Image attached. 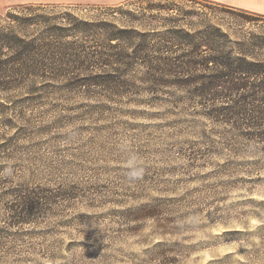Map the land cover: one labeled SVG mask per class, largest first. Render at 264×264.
Returning a JSON list of instances; mask_svg holds the SVG:
<instances>
[{"label": "rangeland", "instance_id": "obj_1", "mask_svg": "<svg viewBox=\"0 0 264 264\" xmlns=\"http://www.w3.org/2000/svg\"><path fill=\"white\" fill-rule=\"evenodd\" d=\"M72 6L47 12L107 18ZM10 8L0 25L7 11L24 15ZM51 87L0 94V264H264L259 150L229 147L222 128H194L145 94ZM131 156L142 179L128 178ZM35 194L42 211L13 224L9 207Z\"/></svg>", "mask_w": 264, "mask_h": 264}, {"label": "trees", "instance_id": "obj_2", "mask_svg": "<svg viewBox=\"0 0 264 264\" xmlns=\"http://www.w3.org/2000/svg\"><path fill=\"white\" fill-rule=\"evenodd\" d=\"M64 6L74 7L23 4L10 9L24 15L7 11L0 94L38 97L52 83L61 85L55 93L145 94L167 115L189 117L194 128L201 120L222 128L229 147L264 155V15L211 0H141L135 10L133 0L92 6L106 11L97 20L47 12ZM22 196L9 207L13 224L25 210L43 208L36 194Z\"/></svg>", "mask_w": 264, "mask_h": 264}, {"label": "crops", "instance_id": "obj_3", "mask_svg": "<svg viewBox=\"0 0 264 264\" xmlns=\"http://www.w3.org/2000/svg\"><path fill=\"white\" fill-rule=\"evenodd\" d=\"M129 0H0V10L23 4L118 6ZM264 15V0H211Z\"/></svg>", "mask_w": 264, "mask_h": 264}, {"label": "clouds", "instance_id": "obj_4", "mask_svg": "<svg viewBox=\"0 0 264 264\" xmlns=\"http://www.w3.org/2000/svg\"><path fill=\"white\" fill-rule=\"evenodd\" d=\"M126 166L129 169L127 175L130 181H136L143 178L144 168L140 165V162L135 156H131L128 159Z\"/></svg>", "mask_w": 264, "mask_h": 264}]
</instances>
